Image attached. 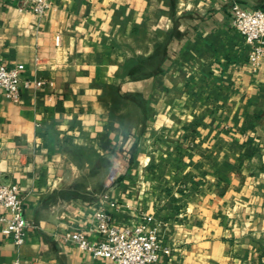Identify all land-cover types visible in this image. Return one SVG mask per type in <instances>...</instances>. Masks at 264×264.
I'll use <instances>...</instances> for the list:
<instances>
[{"label":"crops","instance_id":"1","mask_svg":"<svg viewBox=\"0 0 264 264\" xmlns=\"http://www.w3.org/2000/svg\"><path fill=\"white\" fill-rule=\"evenodd\" d=\"M50 1L0 0V62L23 65L0 172L29 223L18 246L0 221V264H114L67 237L100 240L97 211L156 231L149 264H264V57L231 12L264 0Z\"/></svg>","mask_w":264,"mask_h":264},{"label":"built area","instance_id":"2","mask_svg":"<svg viewBox=\"0 0 264 264\" xmlns=\"http://www.w3.org/2000/svg\"><path fill=\"white\" fill-rule=\"evenodd\" d=\"M37 15H44L51 7L50 0H24ZM233 26L250 44L249 62L257 66L264 57V9L248 10L238 2L231 6ZM23 65L8 66L0 62V90L14 103L22 101ZM43 79L26 80V85L41 87ZM0 207L5 211L0 216L4 223L2 233L15 245L25 242L29 223L24 214V198L19 193V185L6 182L0 172ZM96 227L102 238L91 242L82 231L68 233V239L95 256L113 260L114 264H149L159 259L171 248L163 246L154 229L145 223L118 227L104 211L95 213ZM15 264H20L19 260Z\"/></svg>","mask_w":264,"mask_h":264},{"label":"trees","instance_id":"3","mask_svg":"<svg viewBox=\"0 0 264 264\" xmlns=\"http://www.w3.org/2000/svg\"><path fill=\"white\" fill-rule=\"evenodd\" d=\"M133 150L134 149H132V153H133ZM132 160H133V157H132L131 152H130V158L128 159L127 164H131Z\"/></svg>","mask_w":264,"mask_h":264}]
</instances>
